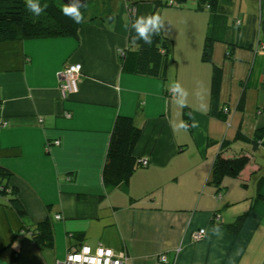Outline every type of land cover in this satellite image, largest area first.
I'll return each instance as SVG.
<instances>
[{
  "label": "crops",
  "instance_id": "0c3cea01",
  "mask_svg": "<svg viewBox=\"0 0 264 264\" xmlns=\"http://www.w3.org/2000/svg\"><path fill=\"white\" fill-rule=\"evenodd\" d=\"M112 5L115 19L105 28L87 23L77 37L0 43V166L12 173L7 182L26 210L20 218L0 194V244L19 250L17 264H54L80 245L124 254L126 264H264V201L256 196L264 152L238 178L223 179L220 191L207 185L222 140L231 141L239 125L248 137L264 126L263 55L235 50L229 60L225 45H214L212 63L223 71L219 101L228 115L222 122L209 115L211 65L201 61L208 14L168 9L170 17L189 15L192 26L188 34L179 31L177 17L162 28L173 42L162 81L121 71L130 16L127 0ZM162 8L143 4L137 17L162 16ZM69 65H80L78 88L62 98L59 72ZM173 82L187 95L174 96ZM179 99L190 109L189 125L194 118L198 127H180ZM117 116L131 117L141 129L134 156L148 164L110 187L102 171ZM230 149L225 157L244 147L234 142ZM240 215H246L241 229L229 233L224 226ZM47 219L53 248L27 238L28 228ZM217 225L221 235L213 234ZM199 230L204 233L195 239Z\"/></svg>",
  "mask_w": 264,
  "mask_h": 264
},
{
  "label": "trees",
  "instance_id": "16d2710c",
  "mask_svg": "<svg viewBox=\"0 0 264 264\" xmlns=\"http://www.w3.org/2000/svg\"><path fill=\"white\" fill-rule=\"evenodd\" d=\"M113 0H86V5L80 8L84 17L83 23H75L65 16L61 8L64 5L60 0H39L44 12L39 16L31 13L25 6L24 0H0V43L25 41L58 37H77L78 31L87 23L105 28L115 19L112 5ZM183 1V0H181ZM260 6L263 0H259ZM151 4L154 10L162 7H179L173 0H127L130 25L137 18L139 6ZM112 5V6H111ZM232 0H196V9L207 11L206 34L202 46L201 61L211 65L209 115L222 122H226L228 115L223 111L219 101L223 71L222 68L212 63L213 48L216 43L225 45V57L233 59L235 50L251 52L256 58L264 57V14L258 17L250 15L245 22L231 17ZM261 9V8H260ZM135 30L129 27L127 48L120 53L121 71L125 74L154 78L165 81L168 77V67L172 61L171 45L169 40L160 32L153 35L152 44H145L143 40L132 43ZM254 57V58H255ZM255 58V59H256ZM252 75V74H251ZM249 80L243 85L242 93L236 105V111L243 113L245 107V88L251 87ZM60 84V82H59ZM244 84V83H243ZM78 88V85H77ZM190 109L183 107L182 119L189 125ZM141 129L136 127L133 119L128 116H117L111 138L107 148L105 163L102 171V180L105 186L117 187L128 182L130 175L138 167H146L142 160L134 156L135 146L139 140ZM239 142L249 149V155L255 154L264 145V126L254 130L252 136H246L238 126L231 141L222 140L220 149L216 154L211 169V177L207 185L220 191L221 183L225 178L236 179L247 166L250 156L239 151L231 157H225L231 144ZM247 152V151H246ZM12 173L0 166V194L5 199L4 206L13 209L20 218L24 219L26 210L19 198L18 189L9 186L8 180ZM4 180V183L2 181ZM264 178L257 183V197L264 201L260 188ZM246 215L238 216L232 223L225 225L231 234H237L241 229ZM29 229L27 238L37 246L54 247V236L50 221L43 220ZM76 240L80 235L73 236ZM9 252V264H17L19 250L0 244V259Z\"/></svg>",
  "mask_w": 264,
  "mask_h": 264
},
{
  "label": "clouds",
  "instance_id": "9594fccd",
  "mask_svg": "<svg viewBox=\"0 0 264 264\" xmlns=\"http://www.w3.org/2000/svg\"><path fill=\"white\" fill-rule=\"evenodd\" d=\"M26 8L36 16H39L42 12L45 11L47 5L41 6L39 4V0H25ZM80 0H72V3L63 5L61 8L62 13L65 16L71 18L75 23H83L84 17L80 11L81 7ZM165 22L161 15L158 13L150 14L147 16H139L134 21H132L131 25L125 24V28H131L135 30V35L132 36L131 40L132 43L135 44L137 40H143L145 44L151 45L152 44V37L153 35H158L162 28H164ZM170 91H172L174 96H186V91L182 88V86L178 82H173L169 86ZM181 106H185V100L179 99L177 101ZM198 122L193 118V122L191 125H188L185 122H182L180 127H182L185 131L191 128L198 127ZM213 234L214 235H221V229L219 226L213 227Z\"/></svg>",
  "mask_w": 264,
  "mask_h": 264
},
{
  "label": "built area",
  "instance_id": "2783aa9c",
  "mask_svg": "<svg viewBox=\"0 0 264 264\" xmlns=\"http://www.w3.org/2000/svg\"><path fill=\"white\" fill-rule=\"evenodd\" d=\"M80 69V65H69L59 72V88L64 97L77 92V75ZM55 145H59V141H56ZM146 162L142 161L144 166ZM203 233V230H199L194 234V238H201ZM127 260L124 254H115L111 249L102 245L94 250H91L89 246L80 245L75 248L71 247L66 257L54 264H126ZM160 262L167 263L166 257L161 256Z\"/></svg>",
  "mask_w": 264,
  "mask_h": 264
},
{
  "label": "rangeland",
  "instance_id": "374dc122",
  "mask_svg": "<svg viewBox=\"0 0 264 264\" xmlns=\"http://www.w3.org/2000/svg\"><path fill=\"white\" fill-rule=\"evenodd\" d=\"M169 1H171V0H169ZM173 1L176 4H179L180 6L179 7L167 6V7H163L162 9H160L163 11L162 17L164 19L165 26L168 27L167 21L169 19L173 20V19L178 17V19L174 23L177 26L180 25L179 27H177L179 29V31L183 30L188 34L190 32L191 26H192L188 20L189 15L177 13V14H174L172 17H170L171 13H169L168 9L169 8L182 9L183 12H189V11H191V9L196 10V0H186V2L181 1V0H173ZM233 2H234L233 8H232V11L230 14L232 18H237L238 20L245 22L246 18H248V16H250V15L258 17L261 12L264 14V0H263V3L261 4V6H260L259 0H233ZM205 12L207 13V11H205ZM114 13H115V10H114ZM168 22H170V21H168ZM171 24H172V22H171ZM175 32H176L175 28L172 27V33L175 34ZM171 43L173 44V42L170 41V44ZM221 46H222V44H221ZM200 73L201 72L193 71V74L196 76H199ZM61 96H62V98H65L62 93H61ZM249 149H250L249 147L245 148V150H243V152L246 153L247 155H249L248 154ZM229 150H231V149H229ZM261 152H264V145L254 155L253 154L249 155L252 163L257 162V159H259V157L261 156ZM236 153H239V150ZM262 155H264V154L262 153ZM5 247H8V246H5ZM8 256H9V252H7L2 259H0L3 261V264H9ZM19 264H25V263L20 262Z\"/></svg>",
  "mask_w": 264,
  "mask_h": 264
},
{
  "label": "water",
  "instance_id": "95a60500",
  "mask_svg": "<svg viewBox=\"0 0 264 264\" xmlns=\"http://www.w3.org/2000/svg\"><path fill=\"white\" fill-rule=\"evenodd\" d=\"M60 1L64 5L72 3V0H60ZM80 2H81V5H82L80 8H82V7H84L86 5V0H80Z\"/></svg>",
  "mask_w": 264,
  "mask_h": 264
}]
</instances>
